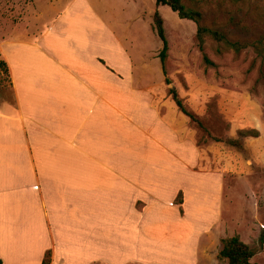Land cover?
<instances>
[{
    "label": "rangeland",
    "instance_id": "obj_1",
    "mask_svg": "<svg viewBox=\"0 0 264 264\" xmlns=\"http://www.w3.org/2000/svg\"><path fill=\"white\" fill-rule=\"evenodd\" d=\"M182 3L201 14L202 26L221 31L230 41L251 43L261 37L264 43V0ZM154 11V0H0V39L9 61L12 55L16 61L23 59L27 50L17 42L29 41L28 35H36L58 15L49 36L55 56L72 59L67 49L76 47L89 56L99 53L120 72L124 93L131 91L125 95L130 106L127 118L145 133V139L136 140L145 143L146 158L131 162L130 168L156 173V196L162 195L159 204L157 198L153 202L152 215L161 222L130 225L132 219L120 209L122 195L115 194L105 216L99 214L98 222L108 233L126 221L132 236L126 245L132 253L168 264L191 258L194 238L199 257L191 264H227L218 259L221 241L237 237L255 252L250 261L264 264V56L251 48L235 53L206 38L204 53L214 63L206 66L194 41L196 25L162 6L158 11L168 42L166 85L158 58L162 44L153 30ZM8 84L7 67L0 64V93ZM170 88L192 120L176 107ZM124 118L115 115L117 124L128 123ZM176 188L186 196L184 219L176 216L171 202ZM98 235L93 244L100 248L106 242ZM115 241L113 246L120 245Z\"/></svg>",
    "mask_w": 264,
    "mask_h": 264
},
{
    "label": "crops",
    "instance_id": "obj_2",
    "mask_svg": "<svg viewBox=\"0 0 264 264\" xmlns=\"http://www.w3.org/2000/svg\"><path fill=\"white\" fill-rule=\"evenodd\" d=\"M57 20L58 15L28 35L29 41L17 42L27 50L18 61L14 55L8 60L0 39V62L9 80L0 93V264H41L46 253L49 264H168L132 253L126 221L112 233L98 222L118 194L130 225L147 220L157 225L152 204L156 198L159 204L162 193L156 196V173L131 171V162L146 158L145 143L136 140L145 133L127 118L125 95L131 91L124 93L120 72L103 55L89 56L79 47L67 49L72 59L59 60L49 37ZM115 115L126 116L128 123L117 124ZM179 193L181 206L175 204ZM185 200L176 188L171 202L180 219L187 215ZM100 233L106 244L99 248L93 243ZM115 239L120 245L111 244ZM193 241L192 259L184 256L178 264L199 257V242Z\"/></svg>",
    "mask_w": 264,
    "mask_h": 264
},
{
    "label": "trees",
    "instance_id": "obj_3",
    "mask_svg": "<svg viewBox=\"0 0 264 264\" xmlns=\"http://www.w3.org/2000/svg\"><path fill=\"white\" fill-rule=\"evenodd\" d=\"M242 1V0H240ZM155 11L153 13L152 21H153V30L156 33V36L160 40L162 44V48L158 54V58L160 61L161 71L164 76V82L166 85H170V81L167 78V68L166 62L168 58V42L164 33L163 19L158 11L159 6H166L172 12L176 13L178 18L181 20H188L193 22L196 25V31L194 35V41L196 43V47L198 51L202 55V62L206 66H214V63L208 58V56L204 53V44L206 38L212 39L217 43H222L228 50H231L235 53L240 52L243 49L251 48L256 55L264 56V43L263 38H258L257 40L251 43H243L239 41H230L224 33L218 30H210L201 25V14L192 9L187 8L182 0H154ZM3 66L5 65L3 62H0ZM169 95L171 96L172 101L175 103L176 107L179 111L188 117L190 120L193 119V116L188 113L180 99L177 96V93L174 88H170L168 90ZM251 137H257V133L255 131H250L249 133ZM181 193H179L175 199V204L181 206L182 205V197ZM180 214H182V209L179 208ZM255 255V252L251 250L246 244L241 242L237 237H230L223 239L221 241V249L218 253V259L225 260L227 264H256L251 262V258ZM50 254L46 253L41 264H49Z\"/></svg>",
    "mask_w": 264,
    "mask_h": 264
}]
</instances>
